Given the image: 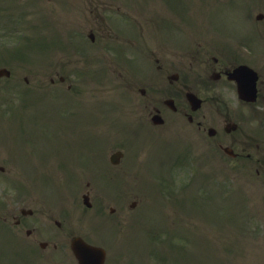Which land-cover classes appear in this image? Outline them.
I'll return each mask as SVG.
<instances>
[{"label": "rangeland", "instance_id": "rangeland-1", "mask_svg": "<svg viewBox=\"0 0 264 264\" xmlns=\"http://www.w3.org/2000/svg\"><path fill=\"white\" fill-rule=\"evenodd\" d=\"M61 1L52 11L47 0H0V4H6L2 11L11 15L16 12L18 16L14 19L0 16V66H7L12 72L0 80V167L4 165L6 169L0 170V257L20 264L14 253H28L24 255L27 260L38 253L33 264H76L69 248L66 253L57 251L49 255L54 251V243L61 245L65 238L56 235L57 227L52 222L38 218L37 209L41 206L37 205V197L44 194L43 191L32 194V191L39 176L36 180L22 174L16 164L18 160L29 173L28 162L32 159L24 152L29 143L37 145L42 160L47 162L56 152L62 153L55 147L51 153V146H56L59 140L64 157L77 158L80 151L74 155L73 145L65 140L71 133H60L62 124L71 118L75 122L70 125L78 123L76 110H70L75 106L83 119L77 125L83 133L77 139L82 147L88 149L92 143L105 154L121 148L126 155L121 166L113 165L111 171L85 167L78 177L67 179L53 170L56 191L46 203L60 211V215L67 211L71 214L66 216L70 221L63 222L69 231L64 234H72L76 227L91 241L106 245L108 264L120 260L130 264H264V113L247 110L243 121L245 128L259 136L255 139L242 134L255 158L246 155V150L242 159L222 155L218 149L206 151V145L186 130L189 124L179 118L169 129L160 131L148 124L149 101L137 92L141 83H135L140 80L141 71H147L140 68L142 58L130 61L126 40L138 37L136 44L146 54L162 53L163 27L178 19L173 11L176 10L180 16L178 30H187L189 24L197 23L196 19L203 20L194 29L193 48L197 49V43L203 42V46L218 56L258 65L264 62V17L256 16L264 12V0H123L127 7L122 6L115 18L114 12L106 7L115 10L114 2L122 0H102V31L95 28L92 5L87 0ZM191 12L196 19L190 16ZM23 14L29 24L38 25L41 31H34L37 41L33 45H28L33 42L30 27L27 32L24 28L16 30L12 38L9 34L15 26L13 20H22ZM123 14L127 15L128 23L120 20ZM116 21L126 27L116 29ZM215 24L231 29L224 38L226 42H222L224 35L218 37L213 33ZM108 25L111 34L120 35L117 45L122 48L120 51L109 49ZM246 26L253 30L254 36H246ZM77 27L94 28L96 43L86 44L85 38L79 45L74 42L53 45L61 41L63 30ZM58 30L60 35L55 32ZM140 30L143 32L139 33ZM81 32L86 37L87 31ZM19 38L21 45L25 43L20 46L28 54L26 57L9 55L15 49L9 43L15 40L14 44ZM133 55L137 57V53ZM59 75L68 80L59 83ZM69 82H72L71 91ZM31 152L36 154L33 148ZM87 155L84 154L92 159ZM86 190H91L95 201H102L101 217L95 205L86 214L88 220H83L82 214L77 215L76 196ZM57 191L61 192L59 201ZM4 198L9 202L1 204ZM22 206L33 209L32 215L21 213ZM110 207H115L113 213ZM106 215L110 218L100 220ZM20 219L21 223H17ZM37 220L51 225L39 223L43 231L40 232ZM103 229L113 230L116 238L111 241L110 237L102 238ZM12 233L16 237L8 236ZM42 237L56 242L50 240L44 249L40 245ZM114 243L118 245L114 247ZM117 256L120 257L115 260ZM0 264L10 263L0 260Z\"/></svg>", "mask_w": 264, "mask_h": 264}, {"label": "flooded vegetation", "instance_id": "flooded-vegetation-1", "mask_svg": "<svg viewBox=\"0 0 264 264\" xmlns=\"http://www.w3.org/2000/svg\"><path fill=\"white\" fill-rule=\"evenodd\" d=\"M211 56L210 58L207 57L204 62V64L207 65L206 70L208 72L206 74L210 75L211 78H208L209 81L197 85L198 89L194 91L202 100L197 108H192L185 99L187 98V94L191 92L188 91L189 87L186 86L188 85L186 81L191 77L190 71L192 67L183 72L182 67H180L178 63L180 56H176L174 60L168 58L166 60L167 63L159 66V71H157L158 77L152 81V85L156 89L148 93L149 103L151 105L150 111L153 114L160 112L163 116L171 113H180L186 116L191 125H193L195 137L205 140L204 143H206L209 149L212 148L211 143H213L232 154L233 157H242L244 154L243 151L245 150L246 155L251 157L252 152L247 147L244 140H242V126L236 125V120L231 116L232 113L230 111L229 100H231L230 97L232 96L237 99L235 101L232 100L233 110L236 108L237 104L262 110L264 108V77L262 78L261 74L263 76L264 74L259 71L260 77L258 79L257 99L255 101L242 100L238 96L236 82L229 79L230 73L241 63L222 61L216 56ZM142 89L144 94L148 95L146 88ZM222 95L229 97V100H220L219 96ZM171 98H173L174 101H170ZM213 99L216 100L215 103L211 102ZM182 102H184L185 105ZM221 104L226 106L225 111L221 109ZM214 109L217 112L216 115H214ZM212 129L214 130L213 134L211 133ZM21 212L26 213V210L21 209ZM38 218L56 224L57 228L55 230H57L56 235H58V237H62L63 233H67L63 226V221L52 220L44 213L40 214ZM21 221L22 219L17 220L18 223H21ZM39 223L43 226L51 225L46 221H38V225L41 226L40 232L43 231L42 225ZM46 237L49 236L46 235ZM61 246L62 248H57L58 244H55L54 255L57 251L61 252L63 250L64 245ZM47 247L48 242L44 249Z\"/></svg>", "mask_w": 264, "mask_h": 264}, {"label": "water", "instance_id": "water-1", "mask_svg": "<svg viewBox=\"0 0 264 264\" xmlns=\"http://www.w3.org/2000/svg\"><path fill=\"white\" fill-rule=\"evenodd\" d=\"M8 74L7 69H0V75ZM76 246H73L78 253L79 264H103V249L100 247L92 246L80 241Z\"/></svg>", "mask_w": 264, "mask_h": 264}]
</instances>
